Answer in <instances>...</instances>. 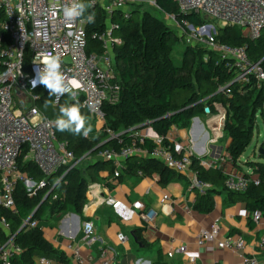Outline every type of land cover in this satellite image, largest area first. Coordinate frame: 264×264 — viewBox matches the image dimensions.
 I'll use <instances>...</instances> for the list:
<instances>
[{"label": "built area", "instance_id": "obj_1", "mask_svg": "<svg viewBox=\"0 0 264 264\" xmlns=\"http://www.w3.org/2000/svg\"><path fill=\"white\" fill-rule=\"evenodd\" d=\"M178 5L179 16L164 13L158 0H83L90 7L84 17L69 22L64 19L62 8L68 0H0V12L4 14L2 29L10 35V44L0 53V210H16L15 192L17 186L24 184L31 196L49 187L47 178L59 174L61 170L68 173L80 161L68 143L59 140L53 120L47 117L38 107L42 96L38 92L43 85L32 88L30 81L35 77L33 63L37 57L57 55L61 59V70L64 72L70 87L77 93L76 99L83 108L90 112L97 128L109 139L119 138L107 124L104 106L106 103L115 104L120 99L121 85L115 72V48L123 40L117 35L120 22L116 17L129 20L134 12L144 11L146 8H156L173 24L179 25L190 41L198 42L207 49L219 54L225 66L234 72V82L242 86L255 83L264 88V67L261 62H253L245 46H234L218 41L220 29L236 26L249 38L256 39L264 31V0H172ZM101 9L106 15L105 30L95 33L94 37L101 44L102 51L89 49V23L85 17L92 13L90 9ZM119 13V14H117ZM196 15L205 19L202 25L194 26L188 16ZM216 22L221 24L218 29ZM0 37V46L2 44ZM29 59L27 63L26 60ZM208 60V56L205 57ZM42 67V65H39ZM67 95L51 97V103L59 106ZM89 105L91 107H89ZM264 114V95H263ZM214 116V126L210 142L216 143L224 136L226 120L225 111L221 110ZM149 123V122H147ZM134 128L131 130L132 144L121 150L103 149L98 152L102 159L111 161L115 166V176H119L124 162L131 156L146 155L162 161L169 169L179 174L190 171L192 151L185 146H176L175 139L169 138L172 145H163V137H151L149 128ZM152 140L157 146L151 151L142 147L147 140ZM190 151V152H189ZM177 153V154H176ZM33 164L42 179L22 169L20 161ZM201 166L205 168L224 167L227 177L226 186L236 192H245L250 183L259 184L258 177L245 174L239 169L231 170L226 166L225 159H210L202 156ZM231 167V166H230ZM234 169V168H233ZM64 173V174H65ZM142 174L141 171H139ZM190 188L198 189L205 194L212 186L201 181L190 171ZM54 188H49L48 193ZM47 193V194H48ZM58 195L54 194V199ZM175 200L165 192L160 200L162 207H168ZM112 205L120 215L131 218L135 210L142 211V217L150 223L153 216H149L148 209L141 202L134 204V209L126 207L121 200L101 198L99 204ZM146 210V211H145ZM186 212L193 209L185 207ZM252 219L259 222L262 213L255 211ZM43 229L38 220L27 219L21 229ZM0 228L6 232V240L0 242V264H14L15 259L23 252L22 247L11 234L10 223L5 216L0 215ZM82 231L89 245L96 242L95 223L86 219L82 223ZM126 237L119 234V240ZM218 247L229 251L243 250L246 243L243 237L223 236L219 222L200 231L197 244L200 248L214 251L215 243ZM264 248V238L261 241ZM112 249L103 247L99 252L100 264H114L111 256ZM173 255V252L169 253ZM72 256L77 264H83L80 247L72 248ZM193 261L195 257L191 258ZM48 257H39L38 264H56ZM245 264H258L255 258L244 257Z\"/></svg>", "mask_w": 264, "mask_h": 264}, {"label": "trees", "instance_id": "obj_2", "mask_svg": "<svg viewBox=\"0 0 264 264\" xmlns=\"http://www.w3.org/2000/svg\"><path fill=\"white\" fill-rule=\"evenodd\" d=\"M158 4L164 13L179 16L178 5L172 0H158ZM95 13V22L89 24V49L95 48L101 52L102 47L95 33L105 30L107 25L106 15L101 9H90ZM152 10H158L153 8ZM142 14L138 19V15ZM119 14V13H117ZM120 22L117 33L123 42L115 48V72L121 85L120 99L115 104L106 103L104 110L108 126L119 138L109 139L107 135L98 132L97 125L84 108L82 113L88 118L92 131L87 137L74 135L69 131H55L59 140L68 143L69 148L75 153L76 160L82 161L91 155H96L100 150H121L132 144L131 130L147 122H153L154 131L164 138L162 144L172 145L168 141V135L173 127L187 128L192 124L196 116L207 115L206 108L211 113L223 110L226 113L224 137L229 140L226 146L228 161L240 170L239 160L251 145L257 128L258 115L264 118L263 95L264 88H259L253 82L242 86L234 82L235 74L225 66L219 54L206 47H188L185 51L181 66L173 61L174 42L178 40L177 34L163 19L154 15L151 10L140 12L137 10L129 20L116 17ZM194 26L202 25L204 18L196 15L188 16ZM4 14L0 12V37L3 48L10 44V35L2 29ZM218 41L234 46H245L253 62H261L264 67V31L261 35L252 39L243 34L236 26H228L220 29ZM208 56V60L205 57ZM26 62H29L27 58ZM42 98L38 101L39 109L54 121L58 115L59 106L65 102H73L66 96L59 106L51 103L48 90H38ZM110 140L102 148L93 152L101 143ZM157 145L152 140H147L142 147L151 151ZM177 154V153H176ZM260 159H264L261 156ZM190 171L201 181L211 184V188L205 194H200L195 202V210L202 213H210L214 209V195L225 197L227 203H245L247 209L253 213H264V161H249L259 179V184L250 183L245 192H236L226 186V170L224 167L205 168L200 164V158L191 156ZM68 173L61 170L59 174L48 177L49 187L31 196L27 193L24 184L20 183L15 192L16 210L1 209L0 215L6 217L10 223L11 234L15 241L22 247L23 252L18 256L14 264H37L36 258L48 257L55 262L69 263L68 257L45 237L40 228L21 229L24 221L29 219L38 208L32 220H37L45 212L50 215H59L69 212L77 213L82 220L88 219L84 215V206L89 181L96 182L100 179V171L105 161L91 162L83 174L79 164ZM22 169L42 179L43 175L36 167L20 161ZM123 173L136 175L139 171L143 176L159 175V182L166 185L175 180H181L182 174L169 169L162 161L146 155H135L125 160ZM65 174L66 179L57 184ZM247 174V173H245ZM57 184V185H56ZM49 188H54L51 196L43 201ZM54 194L58 195L54 199ZM42 204V205H41ZM253 222H251L252 224ZM145 226L137 227L135 232L139 240L144 241L143 232ZM6 232L0 228V242L6 240Z\"/></svg>", "mask_w": 264, "mask_h": 264}, {"label": "crops", "instance_id": "obj_3", "mask_svg": "<svg viewBox=\"0 0 264 264\" xmlns=\"http://www.w3.org/2000/svg\"><path fill=\"white\" fill-rule=\"evenodd\" d=\"M221 110L196 116L190 127H173L168 137L175 139L176 146H185L187 151H192V154L199 158L204 156L210 159H225L229 169L238 171L228 161L226 153L228 144L220 142L225 137L216 143L210 142L215 122L212 114L216 115ZM152 130H149V135L157 137L154 128ZM98 132L102 134L99 129ZM261 156L264 155L260 154L259 158ZM88 158H93L92 162L105 161L100 171V179L96 182L89 181L84 206V215L95 223L96 242L88 244L82 231L84 220L77 213L59 214L55 219L50 215L47 223L40 222L42 230L49 225H57L56 231L53 233L48 231L44 235L55 248L68 257V264H77L72 256V248L78 246L85 260L83 264H100V249L107 246L112 249L114 264H245L244 257H253L258 260V264H264V248L261 247L264 238V213L260 221L256 222L245 203H227L225 197L220 194L214 195V209L210 213H202L195 210V202L200 193L198 189L190 188V171L183 173L181 180L162 185L157 174L143 176V173L138 172L136 175L125 173L121 175L125 162L119 176L116 177L115 166L111 161L100 158L98 153ZM246 163L239 160L240 172L257 177ZM165 192L175 201L164 210L160 200ZM103 197L121 200L130 209H134L136 202H141L153 219L147 223L142 217V211L139 210H135L131 218H125L112 205L99 204ZM186 206L193 209L191 214L186 212ZM214 222H219L223 236L243 237L245 249L223 250L218 247V241L214 244V251L200 248L197 244L200 231ZM140 226L146 227L142 235L144 241L139 240L135 232ZM121 233L126 237L123 241L119 240ZM171 252L172 256L169 255ZM193 256L194 261L191 259Z\"/></svg>", "mask_w": 264, "mask_h": 264}, {"label": "clouds", "instance_id": "obj_4", "mask_svg": "<svg viewBox=\"0 0 264 264\" xmlns=\"http://www.w3.org/2000/svg\"><path fill=\"white\" fill-rule=\"evenodd\" d=\"M89 7L90 5L84 3L83 0H68L62 8L64 19L72 22L84 17ZM85 20L89 24L94 23L95 13H89ZM33 63L38 66L34 68L35 77L30 81L32 88L43 85L48 90L49 97H56L59 101L60 97L67 95L73 101L71 103L65 102L59 106L58 115L53 121L56 129L87 137L92 131V126L81 111L85 105L76 99L77 93L68 84L65 74L61 70L60 57L46 53L44 58L37 57ZM89 107L91 106L89 105Z\"/></svg>", "mask_w": 264, "mask_h": 264}, {"label": "rangeland", "instance_id": "obj_5", "mask_svg": "<svg viewBox=\"0 0 264 264\" xmlns=\"http://www.w3.org/2000/svg\"><path fill=\"white\" fill-rule=\"evenodd\" d=\"M153 8H146L145 10H151L153 12L154 15L158 16L159 18L163 19L168 25L171 26V28L174 30V32L177 34L178 40H176L174 42V48H173V61L175 63V65L177 66H181L182 62H183V57L185 54V51L188 49V47H202L203 45H201L198 42H192L189 40L187 33L179 26L176 24H173L172 22H170L164 15V13H162L159 10H152ZM141 13L138 15V19L141 17ZM216 25L218 27V29H220L221 24L216 22ZM205 47V46H203ZM204 122V121H203ZM153 128H149V130H152ZM221 144H228V138H222L221 139ZM264 149V118L261 116V114L258 115L257 118V128L255 130V134H254V138L253 141L251 143V145L247 148L246 152L243 154L241 161L246 163L247 161H255V160H259V153L260 150ZM264 161V159H261ZM93 161V158H86L84 160H82L79 164L80 168H82V172L83 174H86V168L87 166ZM248 162L246 163L247 165ZM87 180H89V177L87 176ZM56 215H51L52 219H55ZM50 217V213L49 212H45L42 216H40L37 220L38 222H48V218ZM57 225L54 224L53 226H47L44 227V233H47L48 231H50L51 233H53L54 231H56L57 229Z\"/></svg>", "mask_w": 264, "mask_h": 264}, {"label": "water", "instance_id": "obj_6", "mask_svg": "<svg viewBox=\"0 0 264 264\" xmlns=\"http://www.w3.org/2000/svg\"><path fill=\"white\" fill-rule=\"evenodd\" d=\"M206 112H207L208 114H210V113H211L210 108H206ZM148 126H153V122L145 123V124H142V125H140V126H138V127H139V128H142V127H148ZM109 141H110V140H107V141L101 143L99 146H97V147L93 150V152H96L97 150H99L100 148H102V147H103L107 142H109ZM260 154H261V155H264V151H263V149L260 150ZM66 175H67V174H64V175L61 177V179L57 182V184H59L60 182H63V181L66 179ZM57 184H56V185H57ZM51 194H52V191L49 192V193L46 195V197L43 199L42 203H43L44 201H46L47 199H49V197L51 196ZM41 205H42V204H41ZM38 208H39V207H38ZM38 208H36V210L33 212V214L31 215V217L29 218V221H31V220L34 218L35 214H36L37 211H38ZM24 228H25V226H24L22 229H24Z\"/></svg>", "mask_w": 264, "mask_h": 264}]
</instances>
